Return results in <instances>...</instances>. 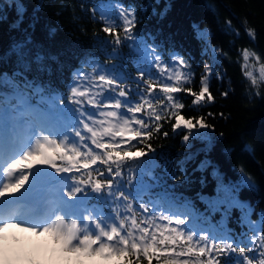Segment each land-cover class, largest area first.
I'll return each mask as SVG.
<instances>
[{"label":"trees","instance_id":"trees-1","mask_svg":"<svg viewBox=\"0 0 264 264\" xmlns=\"http://www.w3.org/2000/svg\"><path fill=\"white\" fill-rule=\"evenodd\" d=\"M121 12L134 13V33L117 48L101 31V22L121 27ZM244 51L249 52L247 62ZM156 56L170 66L174 59L186 60L194 76L185 87L197 92L206 66L211 68L214 103L192 108L191 96L175 94L186 105V118L204 117L210 127L175 131L176 125L165 121L162 132L154 135L159 128L141 131L148 125L133 110L128 115L122 109L124 118L101 112L105 119H93L96 110L69 103L71 89L95 71L131 88L128 98L114 88L100 103L119 100L125 109L134 106L142 95L137 74L156 78ZM248 63L264 67V0H0V109L27 131L42 134L39 124L49 127L43 134L44 156L31 152L23 160L42 158L37 169L43 184L57 182L62 196L82 202L94 234H110L111 242L103 238L106 245L94 252L96 264H121L124 241L133 238L136 222L144 219L133 206L152 215H190L187 231L236 249H228L220 264H259L257 249L264 243V78L253 71L257 84L252 85ZM160 80L172 83L166 76ZM44 110L59 112L63 133ZM82 119L92 120V126ZM82 130L88 135L80 136ZM104 131L110 133L107 142ZM84 140L101 150L116 176L122 173L110 192H93L92 173L81 171L99 159ZM81 146L87 151L81 152ZM86 236L80 239L82 248H91L94 237ZM38 244L30 245L32 264H45L51 254L43 255L46 262L43 256L37 260ZM62 252L52 253V264H92L77 251Z\"/></svg>","mask_w":264,"mask_h":264},{"label":"snow or ice","instance_id":"snow-or-ice-1","mask_svg":"<svg viewBox=\"0 0 264 264\" xmlns=\"http://www.w3.org/2000/svg\"><path fill=\"white\" fill-rule=\"evenodd\" d=\"M134 13H119L121 17V27H107L101 22V31L105 34V37L109 39L117 48L120 47L124 41L132 40L134 33V21L131 20V16ZM115 24V22H113ZM122 28V34L120 29ZM248 35L252 38L255 37L254 32H249ZM243 59L245 62L249 59V52L244 51ZM179 67H176V66ZM153 67L156 69V78L145 77L144 73H138L137 78L142 81L141 85H138L142 95L138 97V102L134 107L130 106L125 109L124 105L118 100L115 102L100 103L103 95L113 90L114 88L119 90V96L121 98H128L131 88L128 86H119L115 81L107 78L105 75H96L93 71L89 76L85 77L82 81L78 82L76 87L71 89L70 94L73 95V100L69 103L75 102L83 108H92L96 110V117L93 119H105L100 115L101 112H115L117 117H128L122 114V109L129 115V110L136 112V118L142 120L144 124L148 125L146 129L141 131L152 132L153 129L159 128L158 132L154 135H158L162 132L163 122L170 121L171 126L176 125L175 131L183 128L188 132H191L194 128H207L210 127L205 122L204 117L199 119L186 118L183 115V110L186 105L175 94L185 93L191 96V107L203 106L205 103H214V97L210 92L209 77L212 74L210 67L205 68V75L200 80L199 91H194L192 87H185V84H190L192 81L190 76H194V72L191 71V65L184 59H174L173 66L163 62L162 57L156 56ZM182 69H189V72H184ZM170 72L172 74H170ZM261 77L264 78V67L260 69ZM160 76H166L167 81L172 83L163 82L160 80ZM247 76L251 78L252 85H256L257 81L252 77V73L248 72ZM167 89H173V91H167ZM84 92L86 95L77 96L75 93ZM162 94V96H161ZM227 95V92L223 93ZM117 107L119 110L117 111ZM91 117V114H88ZM159 117V119H156ZM83 120V119H82ZM85 123L92 126V120H83ZM113 122H116L113 118ZM135 127V126H134ZM81 128L83 125L81 124ZM174 131V132H175ZM77 132V131H76ZM166 131H163V136ZM80 136H87L83 130L79 131ZM77 141L80 144L79 136L75 135ZM110 138L105 137L107 142ZM187 139V136L185 137ZM150 142V141H149ZM83 144H86L88 148L92 149V152L96 154L99 159L97 162L88 169H82L81 171L90 172L93 175V179L96 181L92 187L96 189L93 192H110L113 188L115 179L122 176L115 175V169L111 164L106 162L103 153L99 148L93 146L89 140H84ZM81 152H86L87 149L80 147ZM91 159V157H88ZM83 159V157H81ZM104 161V162H102ZM43 163V159L36 157L32 158L25 164V167H31L34 164ZM111 169V170H109ZM79 175V173H75ZM21 180V184L27 180ZM107 189L105 191L104 189ZM80 194V193H78ZM133 209L143 216V221L136 222V228L133 230V238L125 240L124 244L127 245L123 253L121 264H220V257L225 255L228 249L236 251L232 248L231 244L222 245L215 241L209 242L207 234H201L196 236L195 230L187 231L186 226H190L192 217L190 215L185 216H167V215H152L149 212H145L143 208ZM130 215V213H129ZM150 217L152 219H150ZM138 234V238H137ZM126 233L121 232V236H125ZM241 254L245 253V249L239 250ZM259 264H264V243L260 244L257 249ZM245 264H254L252 260H245Z\"/></svg>","mask_w":264,"mask_h":264},{"label":"rangeland","instance_id":"rangeland-1","mask_svg":"<svg viewBox=\"0 0 264 264\" xmlns=\"http://www.w3.org/2000/svg\"><path fill=\"white\" fill-rule=\"evenodd\" d=\"M246 67L248 68V72L252 73L255 71L260 74V68L252 65V63H248ZM20 125L19 123V126ZM60 131L62 132V130ZM26 136L28 146H26V140L21 147H16L10 144L7 139V144L9 146L6 144L4 147L5 151L12 148L16 153H11L12 156L9 157L11 159L0 165V196L6 195L8 191L21 188L28 183H30V186L27 188L25 197H34L37 193L36 190L40 180L37 164L31 167H25L24 165L27 164L28 161L22 159L20 165H17L14 169L10 168L12 167L10 165L19 159L22 153L25 155L33 152L39 153L40 156H44L45 152H43V149L46 147L45 141L39 135L35 136L34 134L27 133ZM17 153L20 154L16 155ZM14 171H18V174H14ZM25 177H28V179L21 184V180H24ZM3 185H5L4 188ZM47 187L51 196L50 199H53L51 200L53 202H50V209L46 212V215L41 221L36 222L35 225L25 221L21 222L18 214L15 213L12 214V216L0 220V264H23L22 261H29V264H32L34 259H32L30 254V245L33 244V241H36V243L39 242L38 246H41V248L39 247L40 258L37 260H41L43 255L47 257L48 254H51L48 258V262L45 261L46 259L43 256V260L46 262L45 264H52V262L55 261V257H52V253H61L62 251V253L70 252V254L73 251H77L81 255H87L92 261V264H96L97 260L94 257V252L98 251V248L101 249L106 245L102 240L103 238L109 237L110 234L98 232L94 234L95 230L89 227L93 225V220L87 222L88 219L84 221L79 216L80 213L83 215L84 212H82V207L77 204V199L74 201L72 199L70 202L66 201L64 204L66 207L64 208L55 209L54 199L59 201V198L55 196L59 195L58 187L56 184L52 186L48 185ZM52 196L55 197L52 198ZM60 201L62 202L63 199H60ZM73 225L77 226L76 228L78 231L73 230ZM85 234L92 235L94 239L91 240L90 237V240L98 242L99 245L93 244L91 248L87 245L82 248V241L80 239ZM87 242H89V240H87ZM102 261L104 262L105 260Z\"/></svg>","mask_w":264,"mask_h":264},{"label":"bare ground","instance_id":"bare-ground-1","mask_svg":"<svg viewBox=\"0 0 264 264\" xmlns=\"http://www.w3.org/2000/svg\"><path fill=\"white\" fill-rule=\"evenodd\" d=\"M179 46V45H178ZM177 46V47H178ZM182 51V50H181ZM185 53V52H184ZM189 53V52H188ZM193 55V54H192ZM74 63V62H73ZM193 65V64H192ZM73 66V65H72ZM195 66V65H194ZM62 68V67H61ZM66 68V67H65ZM3 144L0 142V146H2ZM28 186H30V183H28V184H25L23 187H21V188H17L16 190L17 191H20L19 192V194H24L25 195V193L27 192V188H28ZM19 189V190H18ZM24 219H28V217H27V215L25 214V216L23 217ZM19 248V247H18ZM23 250V249H22Z\"/></svg>","mask_w":264,"mask_h":264}]
</instances>
